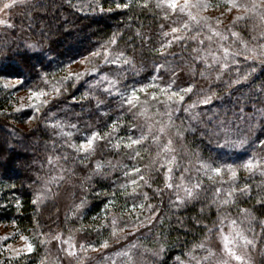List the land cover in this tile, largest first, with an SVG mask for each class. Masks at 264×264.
Listing matches in <instances>:
<instances>
[{
  "label": "trees",
  "instance_id": "1",
  "mask_svg": "<svg viewBox=\"0 0 264 264\" xmlns=\"http://www.w3.org/2000/svg\"><path fill=\"white\" fill-rule=\"evenodd\" d=\"M20 2L11 28L0 33V78L22 80L12 92L49 93L34 107L40 111L29 108L21 117L9 112L11 98L0 89V223L39 246L22 264H38L57 230L77 229L98 248L112 236L109 217L117 228L149 229L128 240L140 248L117 264L189 262L233 220L264 264V65L258 68L253 53L229 35L237 32L243 42L249 35L262 50L264 33L258 38L251 30L253 12L218 24L213 35L167 0ZM230 44L225 55L219 45ZM104 50L112 60L96 71L112 90L96 73L76 79L67 72ZM164 90L184 99L164 98ZM93 133L99 135L92 148L79 151ZM249 161L253 167L245 168ZM169 168L178 194L167 187L176 181L166 179ZM57 172L63 178L48 182ZM43 186L64 192L71 209L59 215L53 199L36 204ZM127 207L138 213L124 216Z\"/></svg>",
  "mask_w": 264,
  "mask_h": 264
},
{
  "label": "rangeland",
  "instance_id": "2",
  "mask_svg": "<svg viewBox=\"0 0 264 264\" xmlns=\"http://www.w3.org/2000/svg\"><path fill=\"white\" fill-rule=\"evenodd\" d=\"M20 1L23 0H15V3L10 9L0 11V20L5 21V23L0 24V33L2 32V28H4L6 25H8L7 27L9 29L11 28V26H9L12 20L11 14L16 15L18 13V7L20 4H22V2ZM167 1H169V3L171 2V0ZM176 2L180 10V7L184 4V0H176ZM234 3L238 5H247L250 10L246 11L243 7H232V3H230L229 0H188L189 7L184 11L188 14L191 13L192 16L195 17L196 13H198L200 17H196L197 19L194 20L195 23L201 24L205 28L209 27V31H211L213 35H215V31L212 28H215V26H217L218 24L223 23L227 25L235 16L244 17L246 14H248V12L251 11L254 15V18L251 17V22L256 23L254 24L255 26L252 23L253 28H251V30H253V33L258 38L261 37L262 33H264V2H262V0H234ZM196 4L207 5V7L198 8L192 6ZM253 4L256 5L254 9H252ZM233 33H235V35H233ZM233 33H229V35H231L232 37L230 40L231 44H237L236 47L242 51L252 52L254 55L253 58H255L254 60L257 63V67H262L264 65V46L261 50V47L259 48L254 44H251V41H249V35L248 40L246 42H243L239 40L242 39V36L239 33ZM222 42L223 41H221V44ZM231 44L229 47L219 45L220 49L222 48L225 55L232 52L231 48L233 45ZM225 49H227L228 51L225 52ZM211 50L216 53L214 49L211 48ZM105 51L106 50H104L102 54L99 53V55H90L88 57L80 59L79 61L73 63V65L69 66L67 68V72L72 74L76 79L78 78V76H82L84 78V76H90L93 73H96V76L100 77V74H97L96 70L101 67V65L105 61L108 62L109 60H112V52H110V50H107L108 55L105 58ZM216 57L217 60H220L218 56ZM3 68L4 67L1 66L0 70H2ZM9 74L11 75L12 72H9ZM93 76L96 80H99L101 82L107 81L108 86H106L104 90H106V88H109L111 90L114 88L113 84L111 82H108L106 75H102V77H100L101 80L95 75ZM19 84L20 83H18L17 80H10L9 78L5 77L0 78V89L4 90L8 94V96H10L9 98H11L10 101H8L6 107L12 106V109L11 111L5 109V111L17 112L20 113L19 116H21L22 113H24L27 109L33 108V110H35L33 111L34 115L35 113H37V111H40L34 109V107H39L36 104L41 103L42 105H45L48 101L49 93L47 92V90L42 91L21 89L15 90L13 92L10 91ZM32 92H43L45 93V95L36 97L32 95ZM162 95L164 98H169L170 96L165 95V90L164 94ZM32 116L31 118L26 119L27 124L32 121ZM16 125L21 128L24 127V124ZM169 169H171V171H169ZM169 169L165 174L166 179L168 181H173L174 179H176V181L171 187L168 186L170 184H168L167 187L171 191H174L175 194H178L180 191L178 187V185H180V183H178L179 179L173 175L174 173L172 171V168ZM61 177L62 176L60 175V172L59 174L57 172V174L51 176L48 179V182H52L54 181V179H60ZM34 199L36 204H42L47 200L53 199L57 204L59 215L66 214V212L69 210V208L71 209L72 206L69 197L64 192L58 191L57 193L52 194L51 191L44 186L38 187V189H36V195ZM122 211L124 212V216H131L138 213V207L137 209H131L130 207H127ZM109 220V231L112 236L108 242L106 241L107 247L103 246L105 243L99 245L98 248L91 247L92 245L89 246L88 242L85 240L83 233L77 229H69L68 232L64 233L62 230H57L52 236H50V239L46 242V247H44L43 249V252L40 256L41 258L39 257L40 262L38 264H117L125 255L133 256V254H135V252L140 247L139 245H137V241L128 243V240H133L136 237L143 235L144 233L146 234L149 229H145L147 230V232H145L144 229L142 230L143 232H140L136 229V227L131 228L130 226H124L117 228V221L116 223H113V221L115 220H113L111 217H109ZM236 225H233L232 223L228 224L226 226V229L223 230V234L229 235L230 237L236 239V242L231 245V247L237 255H240L243 258L242 260L238 261L225 252L223 242L221 240L220 231L218 240L215 241V244L211 248H207L205 250V253L197 255L195 258H191L189 262H185L183 264H258V254L255 253L254 247L248 248L249 243H246L244 239H240L235 236L238 230ZM18 231L19 230L11 224L9 225L0 223V264H22L26 261V257H31L37 252L39 246L35 247V237H32L31 235H28L26 233L20 234L18 233ZM22 237L24 239H22ZM56 237L59 238L57 239ZM29 244H31L32 246L31 251L28 250Z\"/></svg>",
  "mask_w": 264,
  "mask_h": 264
},
{
  "label": "snow or ice",
  "instance_id": "3",
  "mask_svg": "<svg viewBox=\"0 0 264 264\" xmlns=\"http://www.w3.org/2000/svg\"><path fill=\"white\" fill-rule=\"evenodd\" d=\"M229 2L232 3V7H236V8L243 7L246 11L250 10L249 7H248L247 5H238V4L234 3V0H229ZM262 2H264V0H262ZM14 3H15V0H9V2H5V3H3L2 6H0V11H3V10H5V9H10V8L13 6ZM124 6L127 7V5H124ZM192 6H193V7H198V8H206V7H207V5H202V4H196V5H192ZM118 7H119V5H118ZM169 7H171L172 9H176V8H177V2H176V0H171V2H170V4H169ZM188 7H189L188 0H184V4H183V6L180 7V11H184V10H185L186 8H188ZM255 7H256V5L253 4V5H252V9H254ZM189 16H190L191 19H193V20L197 19L195 16H192L191 13H189ZM241 18H242V17H237V19H241ZM3 23H5V21L0 20V24H3ZM185 27H186V25H185ZM177 31H178L177 28H172V32L175 33V32H177ZM217 34H218V33H217ZM233 35H235V33H233ZM179 38H180V37H176V39H179ZM112 43H113V44L115 43V40H114V39H113ZM227 51H228V50L225 49V52H227ZM93 55H99V53H93ZM107 55H108V53H107V50H106V51H105V58L107 57ZM121 55H122V54H121ZM114 62H115V61H113V63H114ZM225 66H226V65H225ZM17 82H18V83H22V80H20V79L18 78ZM6 86H7V85H6ZM141 90H143V89H141ZM162 91H163V90H162ZM182 91H184V92H190V91H191V87H189V88H187V89H183ZM32 95H33V96H36V97H39V96H43V95H45V93H43V92H39V93H37V92H32ZM175 96H179V100H181V101L184 99V97H183L182 95H180L178 92H172L171 95L169 96V99H171L172 97H175ZM132 97H133L134 99H138V97H136V93H135V91L132 93ZM209 99H210V97H205L204 100L202 101V103H207ZM45 103H46V101H45ZM129 103H131V100H129ZM161 130H163V129H161ZM98 135H99L98 133H93V134H92V137L89 138L85 143H82V144L79 146V149H78V150H79V151H88V150H90V149L92 148V146H93V141H94V139L97 138ZM141 139H143V137H141ZM131 143H132V144L139 143V140H132ZM168 143H169V145H170V144H171V141H169ZM128 146L130 147L131 145H128ZM72 147H76V146H75V145H72ZM205 167L210 168V170H211L212 172L216 173V174H219L220 171H221V169L218 168V167H217V168H211V166H205ZM244 167H245V168H251V167H253V164H252L251 161H249L247 164L244 165ZM134 171H137V170L134 169ZM169 171H171V169H169ZM230 171H231V169H230ZM235 175H236L235 171H232V176L235 177ZM141 179H143V177H141ZM132 183H135V181H132ZM168 186L171 187V185H168ZM197 187H198V185H197ZM245 187H247V186H245ZM185 191H186V193H187L188 196H192V195H193V193H192L191 190L186 189ZM217 191H219V190H217ZM34 202H35V201H34ZM226 202H227V201H225V203H226ZM140 207H143V205L141 204ZM149 207H150V206H149ZM113 223H115V221H113ZM231 223H232L233 225H235V224H236V221L233 220V221H231ZM235 236L238 237V238H240V239H244L246 243H251V241H248V240L246 239V237H243V235H242L240 232H238V231L236 232ZM56 238L58 239L59 237H56ZM22 239H24V238L22 237ZM221 240H222V242H223L224 250H225V252H226L228 255L234 257V258H235L236 260H238V261L243 259L240 255H237L236 252H235V251L233 250V248L231 247V245H233V244L236 242V239L233 238V237H230L229 235H224L222 229H221ZM103 246H104V247H107V242H105V244H104ZM200 247H203V244H201ZM28 250H29V251L32 250V246H31V244L28 245Z\"/></svg>",
  "mask_w": 264,
  "mask_h": 264
}]
</instances>
